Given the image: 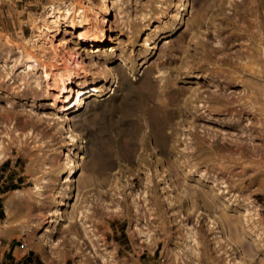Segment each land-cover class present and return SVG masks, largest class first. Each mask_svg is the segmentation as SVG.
Instances as JSON below:
<instances>
[{
	"label": "rangeland",
	"instance_id": "obj_1",
	"mask_svg": "<svg viewBox=\"0 0 264 264\" xmlns=\"http://www.w3.org/2000/svg\"><path fill=\"white\" fill-rule=\"evenodd\" d=\"M80 1L0 0V240L40 264H264V0H108L38 30Z\"/></svg>",
	"mask_w": 264,
	"mask_h": 264
},
{
	"label": "bare ground",
	"instance_id": "obj_2",
	"mask_svg": "<svg viewBox=\"0 0 264 264\" xmlns=\"http://www.w3.org/2000/svg\"><path fill=\"white\" fill-rule=\"evenodd\" d=\"M106 1H108V0H100V2L98 1L99 3L94 4L90 0H86V1L84 0V1L78 2V4H75V5L71 4V6L64 7V8H60L58 6H53V7H51V10L47 13L46 17L42 20V24L38 25L37 28H38L39 31L40 30H43V29H45L44 27H47V25L49 23H51V22H53V23L55 22L56 23L57 19L65 20V18H67L71 23H75L76 21L78 22V21H81L82 19H85L88 15H91V17H95L96 16L95 14L99 10H105L106 9V7H107ZM188 1L189 0H182V2H181V9L182 10H185L186 9L187 2ZM98 23H100V22H98ZM34 30H36V28ZM102 30H103L102 25L91 23L89 25V27L87 28V31L89 33V35H88V37H89V43H91V42H96V43L102 42L103 41V38H102V35H103L102 34ZM38 36H39V33H37V31H36L35 34H32L31 39L36 40V39H38ZM65 61L66 60H64V63H63V66H62V69H63L64 72H61V71L59 72L57 70L59 72L58 74H59L60 78L63 77L64 74L69 75V73H70L69 66H68L67 63H65ZM77 116L78 115H76V117ZM157 141H159V140H157ZM73 172H74V166H70L68 168L67 175L63 178V181L61 183L62 186H63V183H67V181L71 178V176L73 175ZM62 186L59 188V190L57 189L58 190L57 192L63 193L64 190H62ZM35 188H36V190H41L39 185H36ZM16 192H17V197H19L20 196V194H19L20 193V190H17ZM62 202L63 201H61L60 203L58 202L55 205H53L54 207L51 209V215H58L59 214ZM5 213H6V218H5L4 223H3V228L1 230V234L3 236H6V237L9 236L10 237V234H11V231H12V224H11V221H12L11 220V217H12V203H11V199H9V200L6 201V204H5ZM223 214H224L223 215L224 218H226L228 220V218H227L228 216L226 215V213L223 212ZM47 221H49V220H47ZM46 230H47V226H45V228H44V231H46Z\"/></svg>",
	"mask_w": 264,
	"mask_h": 264
},
{
	"label": "crops",
	"instance_id": "obj_3",
	"mask_svg": "<svg viewBox=\"0 0 264 264\" xmlns=\"http://www.w3.org/2000/svg\"><path fill=\"white\" fill-rule=\"evenodd\" d=\"M0 244V264H40L30 255V247L27 244L14 243L12 239L0 240Z\"/></svg>",
	"mask_w": 264,
	"mask_h": 264
}]
</instances>
